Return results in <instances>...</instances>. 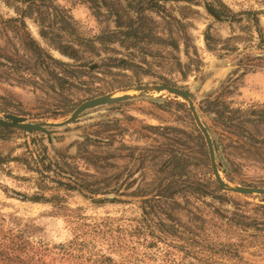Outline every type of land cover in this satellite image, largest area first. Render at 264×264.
Returning <instances> with one entry per match:
<instances>
[{
    "label": "rangeland",
    "instance_id": "obj_1",
    "mask_svg": "<svg viewBox=\"0 0 264 264\" xmlns=\"http://www.w3.org/2000/svg\"><path fill=\"white\" fill-rule=\"evenodd\" d=\"M49 1L28 7L26 0H0V118L13 114L27 123L44 124L43 131H0V153L14 157L30 150L39 163L50 164L49 175L55 179L69 182L71 173L76 182L106 183L113 189L111 194L93 198L115 200L95 202L83 190L61 188L45 193L48 197L55 192L60 197L56 203L23 200V194L40 193L30 178L34 173L25 169L23 156L3 164L0 237L19 232L27 245V253L18 252L19 259L31 255L35 264L38 258L44 264H67L52 261L53 247L72 237L62 215L64 207L80 208L77 213L86 221L139 216L146 205L142 200L154 190L139 193V186L155 174V185L169 179L196 185L203 175L211 176L213 163L229 197L249 207L264 205V194L237 191L264 189V124L226 125L215 107L208 109L206 104L220 100L243 110L264 105V0H220L227 16L219 18L205 10V0H156L159 9L146 13L165 26V34L175 37L178 48L173 54L182 65L192 60L184 69L186 75L175 78L176 87L187 97L157 89L160 81L146 75L139 86L105 94L117 101L87 108L72 120L81 103L98 96L79 91L76 99L59 107V96L35 88L26 70H35V46L66 60L53 50L54 42L40 36V24L50 21L42 12L48 8L49 13L51 4L59 6L85 37L114 29V18L103 8L96 15L87 1ZM117 1L122 12L128 10V0ZM254 12L257 23L251 20ZM151 68L158 67L152 64ZM146 209L154 222L167 221L158 208ZM242 256L246 264H264V246L247 249ZM110 257L118 259L114 253ZM0 264L9 263L0 257Z\"/></svg>",
    "mask_w": 264,
    "mask_h": 264
},
{
    "label": "trees",
    "instance_id": "obj_2",
    "mask_svg": "<svg viewBox=\"0 0 264 264\" xmlns=\"http://www.w3.org/2000/svg\"><path fill=\"white\" fill-rule=\"evenodd\" d=\"M44 1L26 0L28 7ZM82 1L89 2L96 15H101L103 8L114 18V29L85 37L64 9L51 4L52 10L48 13L46 7L42 14L50 21L48 25L40 24L39 34L54 42L53 50L66 60L43 53V48L35 46V70H26L36 89L59 96V107H63L69 100L76 99L79 91L101 96L116 89L139 86L146 75L155 76L159 85L177 88L175 78L186 75L184 69H188L192 60L182 65L173 54L178 48L175 37L165 34V26L146 13L159 9L156 0H128V10L124 12L119 9L117 0ZM211 1L205 0V10L215 18L226 17L223 3L213 0L218 2L214 5ZM256 14L251 20L257 23ZM152 64H156L157 70H152ZM0 65L3 64L0 62ZM206 104L208 109L215 107L226 125H233L234 121L238 126L245 122L255 126L264 124V105H252L243 110L230 108L220 100ZM11 128L0 126V131H13ZM20 158L25 169L34 173L30 178L40 192L31 196L23 194V200L59 202L60 197L55 192L45 196L46 191L57 188L83 190L91 199L94 195H107L113 191L103 182H76L71 173L69 182L55 179L49 175L50 164L39 163L27 149L14 157L0 153V166ZM210 174V177H200L196 185H180L176 179L155 185V174L149 182L139 186V193L154 189L150 197L142 200L146 205L139 216L116 219L106 216L86 221L85 216L77 213L80 208L64 207L62 215L69 224L72 237L53 247L52 261L67 264H246L242 252L264 246V205L249 207L247 202L233 200L217 179L212 178L213 172ZM113 200L115 198L94 199L95 202ZM147 207L158 208L167 221L154 222ZM18 234L0 237L1 259L9 264H35L31 255L18 258V252L27 253L26 242L20 240ZM110 253L116 254L118 259L111 258ZM36 261L44 264L39 258Z\"/></svg>",
    "mask_w": 264,
    "mask_h": 264
},
{
    "label": "water",
    "instance_id": "obj_3",
    "mask_svg": "<svg viewBox=\"0 0 264 264\" xmlns=\"http://www.w3.org/2000/svg\"><path fill=\"white\" fill-rule=\"evenodd\" d=\"M157 89H159V90L165 89L171 93L180 95V96L185 97V98L188 95L185 91H181L180 89L175 88V87H168V86L159 85L157 87ZM117 100H118V98H111L110 96H107V95L98 96V97L86 100L76 108V110L73 112L70 120L76 118V116L78 115L79 112H81L87 108H92V107H96V106H100V105L110 104V103H113ZM194 117H196L195 114H194ZM0 126L19 128L23 131H28V132L29 131H43L44 130V124L27 123V122H25L23 117L13 115V114L5 115L4 119L0 118ZM203 133L207 137V133L205 131H203ZM208 147H209L210 156H211V149H210L211 145L209 144V142H208ZM210 158L212 161V157H210ZM211 167H212V172L214 174V177L217 179V181L224 188L223 182L218 176V171H217L216 166L213 163H211ZM237 191L240 193H243V194H251V193L264 194V189H261V188L240 187L237 189Z\"/></svg>",
    "mask_w": 264,
    "mask_h": 264
}]
</instances>
